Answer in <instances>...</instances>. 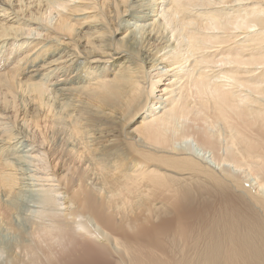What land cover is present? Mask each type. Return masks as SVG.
<instances>
[{
    "label": "bare ground",
    "instance_id": "6f19581e",
    "mask_svg": "<svg viewBox=\"0 0 264 264\" xmlns=\"http://www.w3.org/2000/svg\"><path fill=\"white\" fill-rule=\"evenodd\" d=\"M15 2L0 264H264V0ZM205 182L235 201L188 247L174 203Z\"/></svg>",
    "mask_w": 264,
    "mask_h": 264
},
{
    "label": "rangeland",
    "instance_id": "374dc122",
    "mask_svg": "<svg viewBox=\"0 0 264 264\" xmlns=\"http://www.w3.org/2000/svg\"><path fill=\"white\" fill-rule=\"evenodd\" d=\"M15 1L16 0H12V7L18 6ZM0 16H3V14H0ZM15 21L16 19L13 22ZM208 162L211 163V160H208ZM205 183L192 186L190 188V190L192 191L189 190L187 192L188 196H184L186 198L194 200L193 203L179 201H176V203H174V209L177 211L179 223L176 225H172V229H181L185 233L188 247H191L195 244H200L199 242H196L197 239H199L204 233L208 234L212 230L214 222L215 224L217 223V219L220 214L223 216L225 215L226 205L220 203L222 200L230 202L235 201L234 194H231L224 190H219L218 194H216L217 192H215V190L211 187V183ZM217 195L218 197L216 199ZM206 201H208V203H206ZM0 236L9 244H12L13 241H16L20 238L18 233H10V231L5 230V227L3 225L0 227ZM160 241L161 243L164 242L163 239H161Z\"/></svg>",
    "mask_w": 264,
    "mask_h": 264
}]
</instances>
